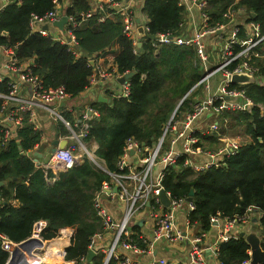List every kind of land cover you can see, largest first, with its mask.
<instances>
[{
	"label": "trees",
	"instance_id": "trees-1",
	"mask_svg": "<svg viewBox=\"0 0 264 264\" xmlns=\"http://www.w3.org/2000/svg\"><path fill=\"white\" fill-rule=\"evenodd\" d=\"M207 1L211 19L221 20L224 11L242 8L246 21L257 23L264 34V0ZM53 6V0L10 1L0 11V44L16 46L20 58L32 56L36 63L33 70L45 86H63L75 96L89 85L93 68L90 59L103 56L105 49L118 42L113 63L117 73H133L129 95L126 98L112 94L110 103L96 99L93 105L98 116L91 119L85 139L97 144L96 155L107 170L114 171L124 141L134 137L144 146H152L177 101L203 76V70L193 64L195 52L191 46L155 47V39L149 37L177 29L184 16L182 7L178 0H142L140 10L146 16L148 30L139 46H134L122 32L117 15L104 17L103 12L95 10L73 30L80 52L75 57L60 41L29 30L31 14L42 15ZM91 6L90 0H72L64 14L78 16ZM251 61L259 67L262 83L245 85L246 92L255 104L264 107V40L254 48ZM0 90H4L2 84ZM225 115L229 128L244 124L248 132L249 140L241 144L238 153L225 166L198 173L179 163L166 170L161 183L176 197H186L193 187L195 208L189 217L201 231L209 229V217L217 212L223 217L232 216L255 205L258 225L264 233V113L255 105L249 111ZM56 131L64 132L60 126ZM39 139V131L24 125L16 131L15 139L0 148V181L4 183L0 186V232L20 242L30 235L35 220L44 219L48 224L42 236L49 245L68 240L54 264H102V253L95 254L91 262L85 257L90 236L101 229L92 209V197L108 176L93 167L86 156L57 174L50 168L37 167L30 153ZM133 229L138 227L134 225ZM248 249L249 244L240 236L219 242L217 257L221 264H242L248 259ZM7 257L0 248V264H5Z\"/></svg>",
	"mask_w": 264,
	"mask_h": 264
},
{
	"label": "built area",
	"instance_id": "built-area-1",
	"mask_svg": "<svg viewBox=\"0 0 264 264\" xmlns=\"http://www.w3.org/2000/svg\"><path fill=\"white\" fill-rule=\"evenodd\" d=\"M10 1L12 0H0V11ZM132 1L102 0L94 3L89 10L78 16H67L63 34L53 37L43 28L44 24L51 25L60 18L62 0H53L52 9L42 15L31 14L29 30L60 41L77 57L80 52L73 30L95 10H99L104 17L117 15L122 23V32L134 46H138ZM178 5L182 7L184 16L177 29L153 35L155 40L152 45L191 46L195 52L193 64L203 68L204 74L179 99L152 146H144L134 137H128L124 141L114 171L107 170L96 155V143L92 146L91 142L89 148L86 146L88 143L85 139L91 127L90 117L97 118V109L88 105L82 114L75 116L80 93L72 96L63 86H45L33 70L36 63L32 56L20 58L17 56L16 46L0 44V84L4 87V90H0V148L15 139L18 129L30 125L33 130L40 132L39 142L30 153L37 167L54 162L67 169L86 156L93 167L108 176L92 197V209L101 223V229L93 233L88 242V249L94 250L95 254H103L102 264H141L143 257H148L145 264H210L207 260L208 252L214 264H221L217 257L219 242L238 239L239 226L250 221L253 213L258 212L257 206L249 205L241 214L223 217L217 212L211 215L209 225L215 227V240L204 244L205 231L198 230L190 239L188 237L191 231L189 228L196 224L189 217L195 208L192 200L188 201L187 196L176 197L162 186L166 170L179 166V163L198 173L225 166L226 161L238 153L242 143L229 134V119L225 115L227 112L249 111L258 105L264 113V107L254 103L246 92L245 85L230 81L232 74L242 72L252 75L254 83L258 77L261 79L259 67L251 61L254 48L264 40L258 24L247 22V14L242 8L224 11L221 20H213L207 11V0H178ZM241 15H244L242 22H238L237 18ZM103 16L99 19L103 20ZM225 20L232 25L226 27ZM143 27L146 33L148 28L145 24ZM133 50L135 51V47ZM90 61L94 62V59L91 58ZM125 74L126 72L117 73L115 66L109 71L95 68L88 77L89 85L85 92L92 86L99 85L108 95L110 84L107 85L106 80L113 77L111 81L119 85L114 95L127 98L129 79L123 83L117 82ZM192 93L191 98L184 102ZM65 112H70L73 118H68ZM49 124H61L65 127L63 137L57 138H66L67 144L64 149L56 148L52 153L49 150V158L45 163L34 153L40 149V144L54 138L43 133ZM213 136L218 141L215 147L209 148L206 142L208 137ZM77 149H81L84 154L79 160ZM113 187H116V191L112 190ZM161 189L169 198L168 208L160 200ZM115 203H120L122 208L117 217L111 213V206ZM141 214L144 224L148 226L147 235L133 229L134 221L141 218ZM177 214L184 216L182 228L176 224ZM47 224L44 219L33 222L30 235L26 238H31L32 241L25 249H20L16 264H54L63 254V247L61 251H53L44 240L42 231ZM106 232H111V237L102 244ZM184 239H189L190 242L185 262L175 263L165 257L153 255L157 242L164 241L167 246L174 247ZM260 239L261 243L264 242L261 234ZM20 242H15L0 232V248L8 254L5 264ZM54 253L57 255L54 256ZM247 253L248 259L242 261V264H251L250 249ZM49 260L55 262L49 263Z\"/></svg>",
	"mask_w": 264,
	"mask_h": 264
},
{
	"label": "crops",
	"instance_id": "crops-1",
	"mask_svg": "<svg viewBox=\"0 0 264 264\" xmlns=\"http://www.w3.org/2000/svg\"><path fill=\"white\" fill-rule=\"evenodd\" d=\"M71 1L72 0H62V6L59 9L60 17L62 15H64L65 7H67L68 5H70L71 4ZM90 1H91V5H94V3L100 2L102 0H90ZM132 2H133L132 12L134 13L135 18L136 19H139V23L136 22L137 23V26L139 24L140 25H144L145 22H146V16L140 10L142 0H133ZM136 3L138 4V7L137 8L135 7ZM109 17L110 18H115V15H110ZM196 18H197V16H196ZM64 29H65V25H64V27H63L62 30L58 29L56 26L49 25L47 32H48L49 35H51L53 37H57V36H60V35L63 34ZM137 37H138V35H137ZM117 49H118V42H113L110 45V47H108L107 49H105V52H104V55L103 56L97 57L94 60L92 70H95V68H101V69H105L107 71H109L110 69H112L115 66L114 63H113V58H114L115 53L117 52ZM113 79H114L113 77H110V78H108L106 80L107 85L110 84V86H109L110 89L108 91V95H107V91L105 89H103V88H100L99 85L92 86L86 92H85V90L82 91V92H80V94L78 96V98H80V100L77 103V105L75 106V113H74V115L75 116H78V115L82 114L83 111H84V109H85V107L88 106V105L91 106V107H93V108H96V106L93 105V104H94L95 100L97 99V94H101L102 97H107L109 99V101H110V99L112 97V94L113 95L116 94L117 93V90L119 88V85L115 81H111ZM95 89H96V94H94L92 92V90L94 91ZM108 102H105V103H108ZM97 111H98V109H97ZM65 113L67 114V117L68 118H70V119L73 118V115L70 112H65ZM90 118L92 119L93 117H90ZM51 126H52V124H49L48 125V129H47V133L46 134L52 135L53 137H54L55 134H57V136H59L60 138L63 137V134H65V132H66V129H65V127L63 125H61V124L56 125V127L57 126H60L61 129L64 131L61 134L60 133H57L56 127L53 128V130H50L51 129ZM230 129L231 128H228V131ZM54 138H52V139H54ZM217 141H218V138H215V136L208 137L206 144L208 145L209 148H212V147H215L216 146ZM49 142H51V140H48V143ZM91 142H93V143H91V145L93 146V144H95V142L94 141H91ZM46 143H47V141H46ZM43 144L44 143L40 144V148H41V146ZM50 147L51 146H48V148L47 147L46 148H43L44 150H40V149L38 150L41 153L40 156H38V157H40L41 162H45L46 163L48 161V159H47V161H43V159L46 156H47V158H49V155H47V154L49 153V150H50L49 148ZM77 157H78V160H79L80 155H77ZM44 167L50 168L53 171V173H56V174L58 172L66 171L67 170L66 168H63L62 166H59L57 163H54V162L47 163V165L44 166ZM121 209L122 208H121L120 203H115L114 205L111 206V213L115 217H117L118 214L121 212ZM257 213L258 212L253 213V216H252V218H251L250 221H248L247 223H243V224H241L239 226V231L240 232H246L247 233V232L252 231L253 229H256L257 232H258L259 225H258V220L256 218ZM140 217L141 218H138L135 221H138L140 219H143L144 220V217H142V214L140 215ZM255 218H256V220L254 221L253 219H255ZM175 221H176V224L182 228V225H183V222H184V216L182 214H177L176 217H175ZM134 225H136L138 227V230H140L142 233H144L146 235L149 234L148 226L145 225L143 221L140 224H136L135 223ZM189 229H191L190 233H188L189 239L191 238L192 235L195 234V232H197L198 230H200L199 225H197V224L192 225ZM205 232H206V235L203 238L204 239V244H210V243H212L215 240L214 239L215 238V234H216L215 227L210 226L209 229L207 231H205ZM258 234H259V232H258ZM110 237H111V232H106L104 234V238L101 241V243L104 244V241L106 239H109ZM189 239H184L181 243L177 244L174 247H169V246L166 245V243L164 241H159L155 245V249H154V254L153 255L155 257H165L166 259H168L170 261H173L175 263L185 262L186 259H187L188 248L190 246ZM49 247L53 251H61L62 250V247H63V244L55 243V244L49 245ZM147 258L148 257L141 258V260H140L141 264H145ZM207 260H208V262L210 264H214L213 258L209 254V252L207 253Z\"/></svg>",
	"mask_w": 264,
	"mask_h": 264
},
{
	"label": "water",
	"instance_id": "water-1",
	"mask_svg": "<svg viewBox=\"0 0 264 264\" xmlns=\"http://www.w3.org/2000/svg\"><path fill=\"white\" fill-rule=\"evenodd\" d=\"M253 16L255 15L254 13H251ZM67 22V15L64 14L62 15L58 20L54 21L51 25L56 26L58 29L62 30L64 27V24ZM136 22L139 23V19H136ZM48 26L47 24L43 25V28L48 30ZM145 31H144V27L143 25H138L137 26V35H138V46L141 44V38L143 36H145ZM149 37L152 39L153 35L150 34ZM93 61H90V64L93 65ZM132 72H128L126 73L124 76L119 77L117 79L118 83H123L126 79H129L132 76ZM230 81L233 84H242V85H249L254 83L255 78L252 75H249L247 73H234L230 76ZM92 92L94 94H96V89ZM97 100L99 102H108L109 99L107 97H102L101 94H97ZM54 139L51 140V147H50V152H54L56 150V148L58 149H64L65 145L67 144V139H58L57 138V134L54 135ZM36 156H40V152L39 151H35L34 153ZM226 165V164H225ZM192 184L194 183L193 181L191 182ZM4 183L2 181H0V186H2ZM113 191H116V187H113L112 189ZM193 195H194V189L193 187H190L188 194H187V200L191 201L193 199ZM160 200L162 202V204L168 208L169 206V198L165 195V191L163 189H161L160 194H159ZM254 221L256 220L253 219ZM143 221V219H140L138 221H135L134 224H140ZM240 236L243 237L247 243L249 244V249H250V257H251V264H264V247L262 246L261 243V239H260V235L258 234L256 229H253L250 232H240ZM32 241L31 238L25 239L23 241H21L17 247L14 248V250L12 251L11 257L9 259V261L7 262V264H16L17 261V255L18 252L20 251V249H25L28 244ZM68 244V240L65 239L64 240V246H66ZM64 253V250H63ZM95 255L94 250L92 249H88L85 260L87 262H91L92 257Z\"/></svg>",
	"mask_w": 264,
	"mask_h": 264
},
{
	"label": "rangeland",
	"instance_id": "rangeland-1",
	"mask_svg": "<svg viewBox=\"0 0 264 264\" xmlns=\"http://www.w3.org/2000/svg\"><path fill=\"white\" fill-rule=\"evenodd\" d=\"M243 17H244V15H241V16H239L238 18H237V21L238 22H242V19H243ZM224 23H225V25H226V27H230L231 25H232V23L231 22H229L228 20H225L224 21ZM201 68V67H200ZM202 70H203V72H204V69L203 68H201ZM204 74V73H203ZM262 83V80L261 79H259V77L257 78V80H256V82L255 83H252V84H261ZM178 102V101H177ZM177 104V103H176ZM56 126L55 125H52L51 126V129L50 130H53V128H55ZM43 133H47V130L46 129H44L43 130ZM229 134H231L232 136H235V137H237L240 141H241V143H244L245 141H248L249 140V138H248V132H247V130H246V127H245V125L244 124H241V125H237V126H235V127H232L230 130H229ZM48 146H49V143H48V141H47V143L45 142L42 146H41V148H40V150H44L43 148H48ZM86 146L89 148V143L88 144H86ZM49 150V149H48ZM47 155H49V154H47ZM76 155H84L83 154V152H82V150L81 149H77V152H76ZM47 156L43 159V161H47ZM258 232H259V234H261L262 235V237H264V233L262 232V230H260V228L258 229ZM57 255V253H54V256H56ZM58 259V258H57ZM55 261H50L49 260V263H54Z\"/></svg>",
	"mask_w": 264,
	"mask_h": 264
},
{
	"label": "bare ground",
	"instance_id": "bare-ground-1",
	"mask_svg": "<svg viewBox=\"0 0 264 264\" xmlns=\"http://www.w3.org/2000/svg\"><path fill=\"white\" fill-rule=\"evenodd\" d=\"M64 245V244H63Z\"/></svg>",
	"mask_w": 264,
	"mask_h": 264
}]
</instances>
